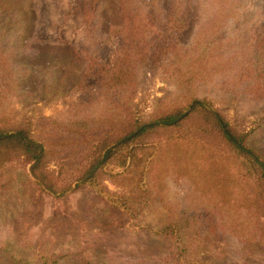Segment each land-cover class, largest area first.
<instances>
[{
    "label": "rangeland",
    "instance_id": "obj_1",
    "mask_svg": "<svg viewBox=\"0 0 264 264\" xmlns=\"http://www.w3.org/2000/svg\"><path fill=\"white\" fill-rule=\"evenodd\" d=\"M177 8L186 19L183 28L174 32L166 20ZM124 26L149 31L161 40L164 36L172 38L177 57H183L189 47L202 40L205 49H213L215 56L212 77L198 85H187L183 77L179 79L166 68H153L138 60L132 63L134 85L130 90L123 89L132 112L144 116L164 109L165 104L184 102L192 94L223 115L237 132L247 134L246 144L264 160V83L258 87L262 92L247 81L238 82L239 74L231 69L236 68L234 61H229L237 43L246 53L247 47L264 39V0H0V58L9 64V72H0V119L12 116L16 120L24 113L28 116L34 112L45 117L56 115L66 121L72 119L73 112L78 113V107L88 108L95 115L102 112L103 106L95 105V101L101 102L99 98L91 96L89 101L84 96L80 100L74 88L87 65L91 72V64L109 59L119 40L108 39V35ZM125 28L124 32L131 34ZM205 53L210 54L208 50ZM262 58V67H258L262 72L257 73L264 76L263 50ZM169 72L171 77L166 74ZM88 81L93 84L92 77ZM158 143L159 149L146 159L132 185L134 169L115 180L121 192H131L133 199L154 188V209L150 214L169 215V208L183 212L178 176L189 171L183 167L178 174L179 169L172 162L180 158L177 152L183 155L184 149L168 142ZM167 164L173 165L169 171ZM30 165L22 171H9V178L17 181L0 188V248L7 246V252H19L22 256L18 260L22 263L17 264H26L24 256L29 258L27 264H177L172 259L168 238L137 228L127 212L114 207L105 196L89 186H76L82 181L62 195L40 191L33 183ZM106 169L122 172L116 166ZM204 176L206 184L218 179ZM105 183L108 190L119 192L111 182ZM186 187L182 194L187 193ZM204 208L208 210L198 213L204 230L210 221L219 223L227 216ZM247 212L244 208L239 214ZM258 217V226L264 227L261 211ZM261 231L255 229L247 246V238L224 233L227 248L216 264H264ZM45 254H54V262L38 259ZM0 264L14 263L3 258Z\"/></svg>",
    "mask_w": 264,
    "mask_h": 264
},
{
    "label": "trees",
    "instance_id": "obj_2",
    "mask_svg": "<svg viewBox=\"0 0 264 264\" xmlns=\"http://www.w3.org/2000/svg\"><path fill=\"white\" fill-rule=\"evenodd\" d=\"M86 10L89 11V6ZM179 13L177 8L167 16L166 23L174 32L185 25L186 16ZM125 27L116 29L119 34L114 30L109 33L108 39L119 40L118 47L107 61L95 66L91 64V72L87 65L81 81L74 88L81 95L76 94L80 100L84 96L89 101L91 96L99 98L101 102L95 101V105L103 106L102 112L95 115L88 108L78 107V113L73 112L72 119L66 121L59 120L56 115L45 117L34 112L28 116L24 113L16 120L12 116L0 119V188L17 181L9 178V171L25 170L28 164H31L29 170L35 178L33 183L49 195H62L74 183L82 181L76 186H89L105 196L114 207L125 210L137 228L168 238L172 259L177 264H216L227 248L222 238L224 233L239 239L247 238L245 246L250 244L255 229L263 230L260 236L264 237V227L258 226L261 224L258 211L264 215V160L246 144L247 134L237 132L223 115L207 107L204 101L196 100L192 94L185 97L184 102L165 104L164 109L144 116L132 112L127 93H123V89L130 90L134 85L132 63L138 60L153 68L163 67L173 71L172 75H178L179 79L184 78L187 85L190 82L198 85L212 77L210 71L214 69L215 56L213 49H205L202 40L192 44L183 57H177L176 42L172 38L164 36L161 40L149 31ZM124 28L132 35L125 33ZM238 45L229 56V61H234L236 67L231 69L239 74L236 75L238 82L247 81L253 89L262 91L258 87L264 83V76L257 72H262L258 67H262L264 39L247 47L246 53ZM206 50L210 54H206ZM160 61L166 64H160ZM0 72H9L8 61L1 58ZM166 74L171 77V72ZM90 77L93 78L92 85L88 81ZM158 141L184 149L183 155L177 152L180 158L172 162L179 169L178 174L183 167L189 171V174L178 176L183 212L169 208V215L150 214L154 209L151 206L154 188L151 192L148 188L145 196L133 199L131 192L127 194L124 189L121 192L115 180L118 175L134 169L132 185L138 179L140 167L159 149ZM170 165L167 164V171ZM109 166L122 168V172L113 173L106 169ZM203 174L218 179L213 180V184H206ZM105 181L119 188V192L108 190ZM185 186L187 193L182 194ZM204 206L213 213L219 211L227 216L219 223L210 221L212 224L204 230L198 215L208 210ZM244 208L247 214H239ZM6 249L7 246L0 248V259H10L17 264L22 255ZM45 255L38 259L54 262V254ZM23 259L27 264L29 258L24 256Z\"/></svg>",
    "mask_w": 264,
    "mask_h": 264
}]
</instances>
